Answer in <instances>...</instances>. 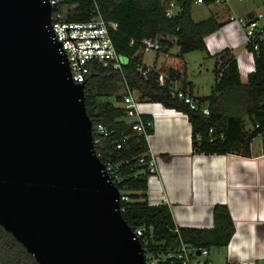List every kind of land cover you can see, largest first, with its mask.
Segmentation results:
<instances>
[{"label": "water", "instance_id": "95a60500", "mask_svg": "<svg viewBox=\"0 0 264 264\" xmlns=\"http://www.w3.org/2000/svg\"><path fill=\"white\" fill-rule=\"evenodd\" d=\"M49 0H0V225L38 264H144Z\"/></svg>", "mask_w": 264, "mask_h": 264}, {"label": "trees", "instance_id": "16d2710c", "mask_svg": "<svg viewBox=\"0 0 264 264\" xmlns=\"http://www.w3.org/2000/svg\"><path fill=\"white\" fill-rule=\"evenodd\" d=\"M261 2L264 7V0ZM95 3L105 20L119 24L118 31L112 33V40L117 52L129 59L121 69L92 63L83 82L87 113L93 128L102 124L109 132L107 137L101 136L100 143L95 146L96 153L102 163L111 160L121 166L122 181L118 188L129 199L122 213L123 219L132 230L146 228L147 235H151V228V246L155 248H175L180 239L196 248L209 250L227 246L235 232L227 206L216 205L214 227L201 229L177 227L167 204L149 202L147 192L151 174L148 165L141 164L140 160L150 161V148L144 134L134 130L125 114L122 104L125 84L136 90L141 99L187 115L192 127L194 153L249 156L251 142L258 136L263 138L264 151V39L257 41V51L252 45L247 46L253 54L255 70L246 84L242 83L236 57L230 50L215 56L216 81L212 93L206 98H194L200 110L193 111L172 96L168 85H160L159 76L176 77L184 91L192 96L193 87L187 82L184 55L201 51L209 56L205 38L219 31L222 23L214 16L194 21L191 15L194 0H178L181 12L173 19L166 18L160 0H64L59 10L68 22H87L96 17ZM156 37L159 38L157 53H163L165 58L159 70L154 69L144 76L139 71V66L147 67L143 63L141 41ZM131 41L135 42L133 46ZM174 46L179 47L178 55L171 53ZM111 97L120 106L109 101ZM204 107L209 109L208 116L202 113ZM143 119L152 120L145 116ZM257 124L259 128L248 134L247 130ZM152 133V128L147 129V135ZM118 142H123L121 149H117ZM0 264H38L1 225Z\"/></svg>", "mask_w": 264, "mask_h": 264}, {"label": "crops", "instance_id": "0c3cea01", "mask_svg": "<svg viewBox=\"0 0 264 264\" xmlns=\"http://www.w3.org/2000/svg\"><path fill=\"white\" fill-rule=\"evenodd\" d=\"M221 23L219 31L205 38L207 57L215 58L230 50L236 57L242 83L246 84L255 70L253 55L247 51L238 26L229 20ZM240 48L243 51L236 55L234 51ZM157 59L155 65L160 68ZM192 96L206 98L195 97L194 93ZM140 110L154 124L148 145L158 173L149 177V202L167 204L177 227L201 229L214 227L216 205L227 206L235 232L225 246V263L264 264L263 146L256 151L252 141L249 156L196 154L187 115L152 102L143 103Z\"/></svg>", "mask_w": 264, "mask_h": 264}, {"label": "built area", "instance_id": "2783aa9c", "mask_svg": "<svg viewBox=\"0 0 264 264\" xmlns=\"http://www.w3.org/2000/svg\"><path fill=\"white\" fill-rule=\"evenodd\" d=\"M160 1L167 19H173L180 14L181 7L178 0ZM244 1L254 0H194V4L218 7L227 6L230 8V4L232 2ZM49 2L52 6L51 30L53 32L54 39L61 45V53L67 58L71 69L72 79L76 83H83L85 81L86 76L90 72L89 66L92 63H98L105 67L112 65L114 69H121L123 64L121 63L120 58L122 55L117 52L112 40V33L118 31L119 29V24L117 22L105 20L102 17L100 7L96 3L94 10L96 17L91 21L80 23L68 22L65 20L64 14L59 10L64 3V0H49ZM229 22L236 24L241 30L246 48L247 46L252 45L253 50L257 51V41L264 39V13H250L246 18L230 16ZM134 43V41H131V46H133ZM158 43V37L154 39L144 38L141 41L144 54L146 51L156 50ZM154 69L159 70L155 64L153 66H147L146 68L143 65L139 66V71L144 76ZM159 83L162 86L168 85L172 96L183 101L190 107L191 110H200L199 103L193 98V96L184 91L176 77L168 79L165 75L161 74L159 76ZM150 102L151 101L148 99H141V95L136 90L131 89L128 84H125V94L123 96L122 103L125 109V114L131 124H133L134 130L140 134H144L147 141L149 138V135H147V129H153L154 124L153 120L143 119L144 114L141 112L140 107L143 103ZM202 113L208 116L209 109L204 107L202 109ZM258 128L259 125L257 124L254 128H249L247 133L251 134L253 130ZM210 132H213V130ZM108 135V130L102 124L93 128L95 146L100 143L101 136L107 137ZM197 141H200L199 136H197ZM122 146L123 142H118L117 149H121ZM150 157L151 159L149 162H145L143 158L140 161L141 164L148 165L151 175H156L158 173V168L155 156L151 153V150ZM103 164L110 180L118 187L122 181L120 164H115L111 160H108ZM127 202H129L128 197L120 191L119 203L121 214L125 212ZM132 231L135 235V239H137L141 245L144 264H219L212 259L211 250L209 249L196 248L192 245L186 244L181 239L175 248H168L166 250L161 247L155 248L151 246V241L153 239L151 228V235H147L146 228H137ZM225 264L263 263L228 262Z\"/></svg>", "mask_w": 264, "mask_h": 264}, {"label": "rangeland", "instance_id": "374dc122", "mask_svg": "<svg viewBox=\"0 0 264 264\" xmlns=\"http://www.w3.org/2000/svg\"><path fill=\"white\" fill-rule=\"evenodd\" d=\"M250 13H264V7L260 0L244 1V2H232L230 8L227 6H206L193 4L191 7V15L194 21L200 22L211 16L217 18L219 22L228 21L230 16L237 18H246ZM169 40H174L169 38ZM175 43V42H174ZM243 51V48L235 50L237 55ZM180 52L178 46H174L171 50L172 54L178 55ZM158 58V59H157ZM165 55L163 53H157V50L146 51L143 56V63L147 66H153L157 59V66H161ZM122 64H126L128 59L121 57ZM184 61L186 63V77L187 82L192 84L193 93L195 97H207L212 92V87L215 84L216 76L214 73L216 58L207 57L205 52L195 51L184 55ZM159 69V68H158ZM116 106L120 104L116 103L114 97L108 99ZM262 136H258L253 140V148L258 151L262 147ZM212 259L219 264H223L226 261V247L212 248Z\"/></svg>", "mask_w": 264, "mask_h": 264}]
</instances>
